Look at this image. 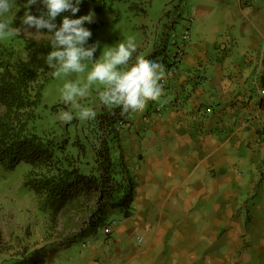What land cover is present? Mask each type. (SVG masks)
Listing matches in <instances>:
<instances>
[{"label":"crops","instance_id":"crops-1","mask_svg":"<svg viewBox=\"0 0 264 264\" xmlns=\"http://www.w3.org/2000/svg\"><path fill=\"white\" fill-rule=\"evenodd\" d=\"M186 10L182 60L154 59L164 96L123 115L131 215L109 238L44 248L41 264H55L53 253L67 264H264V193L244 205L264 174V0H193ZM225 32L229 46H208Z\"/></svg>","mask_w":264,"mask_h":264},{"label":"trees","instance_id":"trees-1","mask_svg":"<svg viewBox=\"0 0 264 264\" xmlns=\"http://www.w3.org/2000/svg\"><path fill=\"white\" fill-rule=\"evenodd\" d=\"M115 1L129 0H81L76 15L62 13L55 23L59 28L64 16L77 19L100 13ZM27 3L11 0L10 12L0 17L20 29L0 38V167L10 172L21 164L28 167L23 185L48 215L37 249L79 241L85 247L90 238H109L117 220L132 212L137 180L127 164L123 130L118 127L124 117L118 114L119 106L108 109L101 104L94 120H81L71 110L74 119L69 123L58 118L69 106L43 104L53 71L45 63L51 38L47 29H41L38 37L23 33L28 29L21 23ZM41 12L46 9L38 0L31 13L39 17ZM160 54L165 50L148 59Z\"/></svg>","mask_w":264,"mask_h":264},{"label":"rangeland","instance_id":"rangeland-1","mask_svg":"<svg viewBox=\"0 0 264 264\" xmlns=\"http://www.w3.org/2000/svg\"><path fill=\"white\" fill-rule=\"evenodd\" d=\"M192 1H115L102 12L92 13V22L84 25L92 32L86 47L98 44L97 51L94 54V60H97L102 55V52L108 50V47H113L118 42L124 41L129 37L133 38L137 45V50L133 54L130 64L137 55L143 54L145 58L151 55L155 56L163 47L165 53L171 55L175 51V41L179 44H184V54L189 37L184 41L181 37L182 28L186 29L190 25V19L188 20L184 14L188 13L186 9ZM134 4L139 9L136 6L132 8ZM212 21L213 24L219 23L217 18ZM202 22L201 28L210 22V18ZM205 27H207V24ZM23 33L27 36L38 37V33L29 28L27 31L24 30ZM226 35L229 34L225 32L221 37L217 38L214 33L210 34L206 43L209 47L216 45L215 48L219 51L220 47L224 49L225 46L230 44L231 39L227 38ZM241 43L238 42V45L240 46ZM88 65L90 70L92 62L89 61ZM86 75L87 72L62 74L58 79L52 77L43 92V104L49 108L56 105H64L65 103L59 91L60 88L68 81L79 80L84 83ZM103 87L99 83H94L88 96L77 97L76 101L82 107H90L97 111V107L102 104L98 92L103 90ZM67 106H69V110L79 111L77 107ZM260 167L264 168L263 161L260 163ZM27 168L26 164H21L10 172L0 167V264H41V259H46L44 258L45 250L42 248L37 249L36 245L44 233L48 215L39 210L35 197L23 185ZM256 176L258 181L254 187V195L251 198H245L246 203L244 205H252L254 202H258L260 194L264 193L262 189L264 174L259 171ZM136 190L137 187L135 193ZM139 233L144 234L141 231ZM133 239L136 241L137 235ZM79 243L82 244L83 242L79 241ZM76 251L74 250V253L79 256V251ZM52 257L55 258V264H67L65 254L56 255L53 253Z\"/></svg>","mask_w":264,"mask_h":264},{"label":"clouds","instance_id":"clouds-1","mask_svg":"<svg viewBox=\"0 0 264 264\" xmlns=\"http://www.w3.org/2000/svg\"><path fill=\"white\" fill-rule=\"evenodd\" d=\"M38 0H28L27 11L21 19L22 25L35 28L37 33L47 29L50 33L52 50L45 57L46 65L53 69L50 75L60 78L69 73L81 74L87 72L86 81H68L60 88V94L66 105L79 108L77 116L81 120H94L96 112L90 107H82L76 101L77 97H87L94 83L103 85L98 92L101 103L108 109L119 106L121 115L143 112L149 102H156L164 96L161 81L165 78V68L155 60L137 55L132 61L137 45L133 38L118 42L102 52L99 59L94 60L98 44L88 45L92 32L84 25L91 23L92 14L77 19L64 16L61 26L57 27L55 20L65 12L76 15L80 9L81 0H42L46 12L39 17L31 13V7ZM11 0H0V17L10 12ZM20 29L10 27L7 19H0V38L19 32ZM27 31V29H25ZM92 62L89 70L88 62ZM59 120L71 122L74 119L71 110H61ZM142 240V239H141Z\"/></svg>","mask_w":264,"mask_h":264},{"label":"built area","instance_id":"built-area-1","mask_svg":"<svg viewBox=\"0 0 264 264\" xmlns=\"http://www.w3.org/2000/svg\"><path fill=\"white\" fill-rule=\"evenodd\" d=\"M181 37L184 39V41L187 40V38L189 37V29H184L182 31V36ZM174 46H175V51L173 52V58H172V60L175 63H177V62L179 63L182 60V57H183V47H184V44L183 43L179 44L178 42L175 41L174 42ZM261 94L263 95L262 97L264 98V91L263 90L261 91ZM131 126H132L131 122H124V120H122V121H120L118 123V127L121 130H124L125 128H130ZM113 226H115V223H112L111 228ZM105 232L106 233H109L110 230L108 228H106ZM139 241H141V238L139 239Z\"/></svg>","mask_w":264,"mask_h":264}]
</instances>
